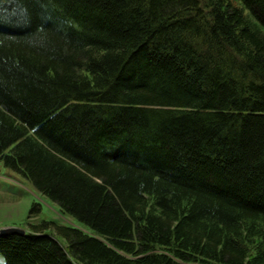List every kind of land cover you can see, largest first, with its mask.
<instances>
[{"label": "trees", "instance_id": "16d2710c", "mask_svg": "<svg viewBox=\"0 0 264 264\" xmlns=\"http://www.w3.org/2000/svg\"><path fill=\"white\" fill-rule=\"evenodd\" d=\"M0 163L3 264H264V0H0Z\"/></svg>", "mask_w": 264, "mask_h": 264}, {"label": "rangeland", "instance_id": "374dc122", "mask_svg": "<svg viewBox=\"0 0 264 264\" xmlns=\"http://www.w3.org/2000/svg\"><path fill=\"white\" fill-rule=\"evenodd\" d=\"M33 201L40 203L42 207L37 213L29 215L28 211ZM42 217L76 226L70 218L61 215L55 205L49 204L18 174L6 169L0 163V228L18 227L28 232L31 231L29 224H37ZM0 264H3L1 256Z\"/></svg>", "mask_w": 264, "mask_h": 264}, {"label": "water", "instance_id": "95a60500", "mask_svg": "<svg viewBox=\"0 0 264 264\" xmlns=\"http://www.w3.org/2000/svg\"><path fill=\"white\" fill-rule=\"evenodd\" d=\"M6 233H17L23 235L25 232L23 229L18 227H4L0 228V235L6 234Z\"/></svg>", "mask_w": 264, "mask_h": 264}]
</instances>
